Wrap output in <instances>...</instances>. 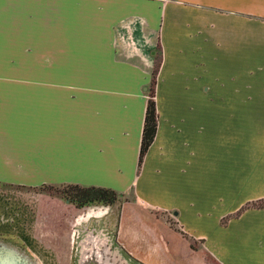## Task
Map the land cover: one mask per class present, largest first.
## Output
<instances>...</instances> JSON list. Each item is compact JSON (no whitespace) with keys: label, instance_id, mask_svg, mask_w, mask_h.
I'll list each match as a JSON object with an SVG mask.
<instances>
[{"label":"crops","instance_id":"obj_1","mask_svg":"<svg viewBox=\"0 0 264 264\" xmlns=\"http://www.w3.org/2000/svg\"><path fill=\"white\" fill-rule=\"evenodd\" d=\"M0 184L132 194L73 222L117 223L144 264L175 252L167 215L219 264H264V206L240 210L264 199V0H0Z\"/></svg>","mask_w":264,"mask_h":264},{"label":"rangeland","instance_id":"obj_2","mask_svg":"<svg viewBox=\"0 0 264 264\" xmlns=\"http://www.w3.org/2000/svg\"><path fill=\"white\" fill-rule=\"evenodd\" d=\"M131 199L132 194L127 193L121 197L120 204L130 202L127 208L130 211L137 209L132 207L134 203ZM60 201L62 200L59 198V193L55 190L0 184V233H13L29 238L33 243V252L41 259L40 262L37 261L39 264H78L81 245L91 247L87 239L91 232L94 235L97 234L99 239H105L111 249L117 247V243L109 235V231L116 228L117 223L114 226L111 224L110 228L109 224L105 223L104 227L102 225V227L93 229L80 227L79 230L75 226L77 222L76 224L73 222L69 212L65 210ZM138 210L137 214H139L141 223L151 225L159 234L166 236L167 228H164V222L152 220L153 217L150 218L149 214L144 212L143 207ZM18 213L19 217L16 215ZM155 215L161 216L160 213H155ZM116 216L117 213L114 215V221L117 220ZM165 220L169 222L170 229L174 231V234H169L168 239L169 247L175 249V254H170L168 260L158 258L154 260L155 262L161 264H219L205 253L197 242L185 236L179 238L180 231L173 224L172 217L167 215ZM127 243L126 241L124 245L128 249ZM114 250L118 258L127 260V257H130L123 250ZM147 261L153 264L151 260L147 259Z\"/></svg>","mask_w":264,"mask_h":264},{"label":"trees","instance_id":"obj_3","mask_svg":"<svg viewBox=\"0 0 264 264\" xmlns=\"http://www.w3.org/2000/svg\"><path fill=\"white\" fill-rule=\"evenodd\" d=\"M157 62V63H156ZM160 60L156 59L153 63L151 70V77L146 91L145 109L143 115V122L141 128L138 156H137V169L140 167L142 158L147 148L153 141L155 130L157 126V112L155 106V81L159 68ZM34 189H47L55 190L59 193V198L76 208H81L90 205L111 206L120 204L122 193L105 187L95 186H79L75 184H62L57 186L42 185ZM259 208L264 206V199L249 203L242 207V211L248 207Z\"/></svg>","mask_w":264,"mask_h":264},{"label":"water","instance_id":"obj_4","mask_svg":"<svg viewBox=\"0 0 264 264\" xmlns=\"http://www.w3.org/2000/svg\"><path fill=\"white\" fill-rule=\"evenodd\" d=\"M98 235L89 233L87 237L91 243V247L81 245L80 257L78 264H144L142 261L127 257V260L118 258L114 249L125 250L117 241L116 248H110L107 241L103 238H98ZM127 253V252H126ZM130 262V263H129ZM0 264H39L32 262L27 255L14 247L7 244H0Z\"/></svg>","mask_w":264,"mask_h":264},{"label":"flooded vegetation","instance_id":"obj_5","mask_svg":"<svg viewBox=\"0 0 264 264\" xmlns=\"http://www.w3.org/2000/svg\"><path fill=\"white\" fill-rule=\"evenodd\" d=\"M63 201V200H62ZM63 203H66V204H68V205H71V204H69V203H67V202H65V201H63ZM72 207H64L65 208V210L67 211V212H69V216H71L72 217V219H74V214L78 211V210H80V209H82V208H85V207H81V208H76L75 206H73V205H71ZM90 206H92V205H90ZM101 206V205H100ZM119 207H117V209H118ZM16 210H18V209H16ZM15 213H17V211L15 212ZM18 217H19V213L18 214H16ZM25 217V216H24ZM116 226V225H115ZM84 229H87V228H84ZM11 235V236H10ZM109 235H111L112 236V238L115 240V242H119V239H118V234H117V230H116V228H114V229H111L110 231H109ZM113 240V241H114ZM8 244V245H10V246H12V247H14V248H16V249H18V250H20L21 252H23L25 255H27L28 256V258L32 261V262H37V261H41V259L35 254V252H33V243H31V241L29 240V238H27V237H23V236H21V235H14L13 233H5V234H3V233H0V244ZM122 245V244H121ZM189 247V246H188ZM122 248L125 250V252H127L126 251V249H125V247H124V245H122ZM127 254L130 256V254L127 252ZM131 258H133L132 256H130ZM130 257H129V259H130ZM133 259H135V258H133Z\"/></svg>","mask_w":264,"mask_h":264}]
</instances>
